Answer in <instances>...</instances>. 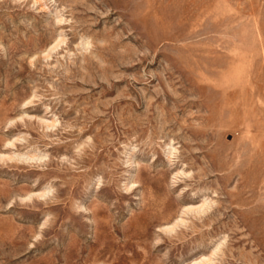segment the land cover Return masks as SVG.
<instances>
[{"label": "rangeland", "instance_id": "obj_1", "mask_svg": "<svg viewBox=\"0 0 264 264\" xmlns=\"http://www.w3.org/2000/svg\"><path fill=\"white\" fill-rule=\"evenodd\" d=\"M0 264H264V0H0Z\"/></svg>", "mask_w": 264, "mask_h": 264}]
</instances>
